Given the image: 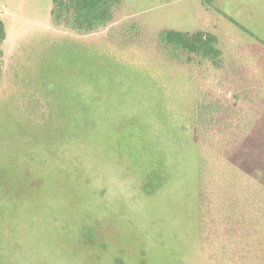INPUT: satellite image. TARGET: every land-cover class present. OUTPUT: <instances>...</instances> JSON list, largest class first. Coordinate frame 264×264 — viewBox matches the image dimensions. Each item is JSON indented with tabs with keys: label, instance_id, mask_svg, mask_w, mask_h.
<instances>
[{
	"label": "rangeland",
	"instance_id": "1",
	"mask_svg": "<svg viewBox=\"0 0 264 264\" xmlns=\"http://www.w3.org/2000/svg\"><path fill=\"white\" fill-rule=\"evenodd\" d=\"M52 7V0H0L7 33L0 264H238L242 244L226 245L202 219L197 128L167 123L147 79L91 83L90 77L75 80L71 65L49 73L43 38L75 33L53 23ZM214 7L201 0H124L113 23L90 37L120 34L132 41L140 35L152 46L165 29L215 33L224 52L240 48L236 55L260 77L253 83L264 97V0H215ZM38 77L39 84L70 82L83 114L77 117L73 107L47 125L29 121L22 101ZM181 102L186 109V99ZM255 109L264 111V103ZM263 226L259 221L258 242Z\"/></svg>",
	"mask_w": 264,
	"mask_h": 264
},
{
	"label": "trees",
	"instance_id": "2",
	"mask_svg": "<svg viewBox=\"0 0 264 264\" xmlns=\"http://www.w3.org/2000/svg\"><path fill=\"white\" fill-rule=\"evenodd\" d=\"M123 1L52 0L53 23L66 24L75 33L43 38L51 52L45 59L46 70L61 73L62 65H71L75 80L90 77L91 83L101 77L131 75L150 81L162 100L159 113L165 121L167 118L182 130L190 124L197 128L203 221L215 225L218 238L226 245L242 244L241 261L231 255L238 264H264V226L259 240L263 245L254 240L259 221L264 225V111L255 109L257 102L264 103V97L253 83L260 77L246 67L247 59L236 55L240 48L224 52L218 35L202 30L192 34L161 30L153 43L148 42L152 46L140 35L132 41L118 39L120 34L92 39L90 36L113 23ZM201 3L215 10V0ZM6 37L0 18V86L7 76L2 49ZM37 81L22 101L29 121L47 125L73 107L77 117L83 114V103L77 91L73 97L70 82L64 81L65 87L51 85L47 78L40 84V77ZM168 107L173 108V117H169ZM209 234L204 233L203 238L209 239Z\"/></svg>",
	"mask_w": 264,
	"mask_h": 264
}]
</instances>
